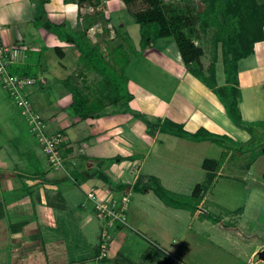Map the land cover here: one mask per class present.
Instances as JSON below:
<instances>
[{
  "label": "crops",
  "instance_id": "obj_1",
  "mask_svg": "<svg viewBox=\"0 0 264 264\" xmlns=\"http://www.w3.org/2000/svg\"><path fill=\"white\" fill-rule=\"evenodd\" d=\"M19 5L23 9L16 18L12 9ZM127 9L123 0H103L97 7L64 0H0V17L8 19L0 24L3 42L38 49L13 71L44 79L27 94L47 132L64 136V167L54 172L34 136H26L28 126L0 81V264H170L162 261V253L170 254L159 241L141 247L133 232L141 235L144 230L162 240L169 224L185 217L192 226L217 232L215 224L202 219L201 209L190 217L187 210L164 203L154 187L159 184L187 197L189 191L182 188L203 184L207 177L200 182L203 176L195 162L200 159L204 166L206 160H215L204 155L206 148L224 150L229 157L244 150L241 146L249 145L251 136L232 123L213 91L189 73L172 38L142 49L140 26ZM81 45L98 49L106 61L125 47L130 54L126 69L130 111L117 103L88 119L75 114L67 83L93 101L102 80L80 62ZM238 75L244 121L264 124V117H258L264 114V104L259 103V93L264 92V39L239 62ZM167 120L191 134L203 129L220 136L223 146L162 132ZM220 170L203 193L201 206L204 194L213 191L223 176ZM91 191L100 199L117 198L126 191L139 197L132 213L129 209L130 229L110 230L113 241L106 259L99 254L105 226L88 198ZM227 243L230 250L239 249V241Z\"/></svg>",
  "mask_w": 264,
  "mask_h": 264
},
{
  "label": "trees",
  "instance_id": "obj_2",
  "mask_svg": "<svg viewBox=\"0 0 264 264\" xmlns=\"http://www.w3.org/2000/svg\"><path fill=\"white\" fill-rule=\"evenodd\" d=\"M64 1L66 3L74 2L79 6L89 4L97 7L103 0ZM138 1L123 0L127 8ZM142 1L146 3L147 8L142 11L131 12L135 22L140 26L142 49L154 46L158 39L172 38L189 73L213 91L232 123L236 127L247 131L251 136V143H255L258 135L263 133L258 132L253 124L244 121L242 117L238 71L239 62L250 57L254 53L255 43L264 39V5H259L257 0H203L208 5L203 11L198 12V18H196L182 11H174L172 6L166 5L163 0ZM42 3L45 4V2ZM197 20L202 22L204 28L208 26L217 27L214 45L216 46L217 41L222 42L224 72L227 83L224 88L216 85L215 66L213 64L207 69L208 75L203 70L202 57L204 56V50L197 46L194 41ZM80 47L83 50L80 62L87 69L99 74L102 80L99 82L97 95L93 101L83 91L67 83L66 86L73 96L71 107L75 114L82 119H88L98 115L106 107L117 103L123 104L126 106L127 111H130L128 106L132 95L128 90V78L126 76V69L130 63L129 57L125 55L123 59H115L113 66L109 63L110 61L103 58L98 49L88 46L83 49L85 45ZM121 49L123 48L117 50ZM17 70L13 73L20 74ZM136 117L145 124L150 125L144 115L137 113ZM161 131L176 137L188 138L198 142L212 141L219 146H223V141L220 140L222 137L220 136L203 129L196 134H191L186 132L182 126L169 120L162 124ZM253 155L252 161L254 162L256 155ZM222 165L223 161L206 160L203 166L208 172L206 181L197 185L190 197L175 195L159 184L154 187V192L167 205L187 210L194 215L198 212L200 204H202L203 193L209 190ZM201 217L202 219L211 220L213 223L220 220V218L212 217L210 214L202 213Z\"/></svg>",
  "mask_w": 264,
  "mask_h": 264
},
{
  "label": "rangeland",
  "instance_id": "obj_3",
  "mask_svg": "<svg viewBox=\"0 0 264 264\" xmlns=\"http://www.w3.org/2000/svg\"><path fill=\"white\" fill-rule=\"evenodd\" d=\"M163 1L166 5H171L174 11H182L196 18H198V12L203 11L208 5V3L203 0ZM259 1L264 3V0ZM146 8V3L139 0L127 9V14L132 17L131 12L142 11ZM131 20L133 22L135 21L132 18ZM195 33V44L204 50V56L202 57L204 72L207 74V69L213 64L215 66L216 85L224 88L227 83L224 72L222 42L217 41L216 46L214 45L217 27L208 26L204 28L202 22L197 20ZM119 48L123 49L117 50L114 53L113 60H108L113 66L115 64V59H123L125 55L130 58V54L126 51L125 47ZM238 89L241 92L242 98L240 81ZM259 99L261 101L259 102L260 105L263 106V90L259 93ZM31 100L32 99H30V101ZM31 104L35 106L33 101H31ZM16 108L22 116V110L18 107ZM258 109L259 108H257V110ZM258 117H264L263 112L258 115ZM255 128L258 132L263 134L258 135V139L255 143L241 146L244 150H229V152H235L232 156L228 157V153L216 147L206 148L205 150L204 155L207 158L215 159L218 162L223 161L224 164L220 170L223 176L220 175L219 183L216 187L214 186L213 191L204 194V197H206L205 203L203 206L200 204L202 208L198 209V212L201 209L199 213L210 214L212 217L220 218L219 221L217 220V223H213V221L205 218V223L208 222L210 225H216L218 228L216 229L217 232L211 234L208 231H203L199 227L200 230L197 226L191 225L190 218L185 217L181 218L178 222L169 224L167 231H165L166 233H164L163 238H161L162 240H160L159 236L146 233L144 230L143 232L146 234L141 233V235H139L133 232V234L138 236L137 238L140 240L139 244H141V247L145 244L150 245L151 240H154L153 242L156 243L159 241L158 244L161 248L171 255H169V257L162 253V261L170 262V264H258L261 261L259 254L264 251V124H256ZM25 134L29 138L33 136L29 130H27ZM257 147H259L258 150H256ZM40 150L42 149L40 148ZM42 154L44 155L43 152ZM253 154L256 155L255 159H257V161L253 164L250 174H248L247 170L250 169L249 166L253 162ZM45 160L47 161V158H45ZM194 168L199 170V172H197L199 177L203 176L200 178V182H204L203 180H205L207 171L203 169L200 159L195 162ZM189 181H191L190 178ZM195 188L196 186H187L182 189L184 193L189 191L187 197H190ZM131 193L130 206L132 213L134 201H138L139 197L133 192ZM117 199H120V196L117 197ZM188 214H190V217L193 215L191 212ZM250 227H256L257 229L252 228L250 230ZM126 229L129 230L130 228L127 227ZM229 240L230 242L232 240L239 241V249H237L236 252L230 250V245L227 243ZM100 251L101 248L99 254L101 253ZM236 253H239L241 257H237ZM163 264L167 263L165 262Z\"/></svg>",
  "mask_w": 264,
  "mask_h": 264
},
{
  "label": "built area",
  "instance_id": "obj_4",
  "mask_svg": "<svg viewBox=\"0 0 264 264\" xmlns=\"http://www.w3.org/2000/svg\"><path fill=\"white\" fill-rule=\"evenodd\" d=\"M37 50V48L21 43L7 45L0 35V81L13 103L22 110L28 130L37 140L50 168L54 172H58L64 167V159L61 155L64 136L61 133L50 134L47 132L45 120L34 110L27 94L29 87L39 82L44 83V79L16 74L12 71L16 67L24 66L30 53ZM88 198L94 202L96 212L104 222L105 231L100 245V258L106 259L110 257L113 241L110 230L116 226L122 228L129 226L131 191L124 192L120 199H100L95 191H91L88 193Z\"/></svg>",
  "mask_w": 264,
  "mask_h": 264
},
{
  "label": "clouds",
  "instance_id": "obj_5",
  "mask_svg": "<svg viewBox=\"0 0 264 264\" xmlns=\"http://www.w3.org/2000/svg\"><path fill=\"white\" fill-rule=\"evenodd\" d=\"M22 9H23L22 5L14 7L12 9V15L15 16L16 18H19L20 13L22 12ZM7 22H8V19H7L6 16L0 17V24H4V23H7Z\"/></svg>",
  "mask_w": 264,
  "mask_h": 264
},
{
  "label": "water",
  "instance_id": "obj_6",
  "mask_svg": "<svg viewBox=\"0 0 264 264\" xmlns=\"http://www.w3.org/2000/svg\"><path fill=\"white\" fill-rule=\"evenodd\" d=\"M261 261L258 264H264V251L259 254Z\"/></svg>",
  "mask_w": 264,
  "mask_h": 264
}]
</instances>
